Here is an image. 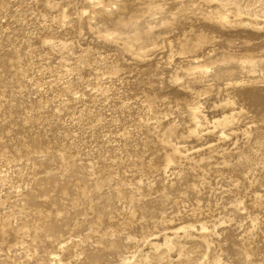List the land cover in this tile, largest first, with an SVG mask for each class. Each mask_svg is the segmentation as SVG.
Masks as SVG:
<instances>
[{
  "label": "rangeland",
  "instance_id": "obj_1",
  "mask_svg": "<svg viewBox=\"0 0 264 264\" xmlns=\"http://www.w3.org/2000/svg\"><path fill=\"white\" fill-rule=\"evenodd\" d=\"M0 264H264V0H0Z\"/></svg>",
  "mask_w": 264,
  "mask_h": 264
}]
</instances>
